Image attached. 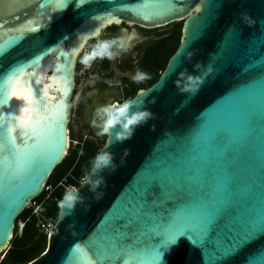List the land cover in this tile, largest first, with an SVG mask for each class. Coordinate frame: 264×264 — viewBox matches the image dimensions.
Here are the masks:
<instances>
[{
	"label": "water",
	"instance_id": "obj_1",
	"mask_svg": "<svg viewBox=\"0 0 264 264\" xmlns=\"http://www.w3.org/2000/svg\"><path fill=\"white\" fill-rule=\"evenodd\" d=\"M183 22L26 264H264V0H0V255L70 147L77 60L112 25Z\"/></svg>",
	"mask_w": 264,
	"mask_h": 264
},
{
	"label": "flooded vegetation",
	"instance_id": "obj_2",
	"mask_svg": "<svg viewBox=\"0 0 264 264\" xmlns=\"http://www.w3.org/2000/svg\"><path fill=\"white\" fill-rule=\"evenodd\" d=\"M153 30L112 25L87 44L76 63L70 109L79 113V121L86 109L99 111L112 105L125 106L138 92L158 81L157 75L165 70L159 71L158 44L168 32ZM81 127L92 138L91 130Z\"/></svg>",
	"mask_w": 264,
	"mask_h": 264
},
{
	"label": "trees",
	"instance_id": "obj_3",
	"mask_svg": "<svg viewBox=\"0 0 264 264\" xmlns=\"http://www.w3.org/2000/svg\"><path fill=\"white\" fill-rule=\"evenodd\" d=\"M181 32L182 25L174 24L171 26L168 36L159 42V71L165 69L168 60L179 47ZM160 75H157L156 79ZM101 149L102 146L97 147L92 142H80L54 169L46 183V186L52 187V193L48 197L42 193L32 202L38 206V217L32 214L33 210L30 208L24 210L17 218L10 249L6 254L7 262L26 264L43 253L47 237L38 231L36 227L38 219L53 224L57 222L60 202L67 193L66 188L70 186L77 188L83 179L88 178ZM18 222L24 224L20 236H18ZM0 264L6 263L1 262Z\"/></svg>",
	"mask_w": 264,
	"mask_h": 264
},
{
	"label": "rangeland",
	"instance_id": "obj_4",
	"mask_svg": "<svg viewBox=\"0 0 264 264\" xmlns=\"http://www.w3.org/2000/svg\"><path fill=\"white\" fill-rule=\"evenodd\" d=\"M180 25H183V22H179ZM174 24H177V23H174ZM174 24H171L167 27H163V28H160V29H154V31H160L161 33H167L171 30V26L174 25ZM68 129H69V140H70V147H69V150H68V154L67 156L70 154V152L73 151V149L78 146V144L80 142H92L95 144V146L97 147H101L104 142H105V139H106V136L104 134L101 135V137L97 140H94L93 138H89V133H88V130L85 129V128H82L81 125H80V121H79V113L75 111V108H73L71 111H70V122L68 124ZM68 192V191H67ZM45 197H48V194L45 195ZM36 204V203H35ZM33 204V207L31 208L32 210H36L37 209V205ZM30 209V208H29ZM20 228V224H17ZM19 234V232H18ZM6 256L7 255H0V263L1 262H5L6 264H13L12 262L8 261L7 262V259H6Z\"/></svg>",
	"mask_w": 264,
	"mask_h": 264
},
{
	"label": "built area",
	"instance_id": "obj_5",
	"mask_svg": "<svg viewBox=\"0 0 264 264\" xmlns=\"http://www.w3.org/2000/svg\"><path fill=\"white\" fill-rule=\"evenodd\" d=\"M82 181H84V179ZM66 190L67 191H74V190H76V188L70 186V187L66 188ZM43 193L44 194H48V196H49L52 193V187L51 186H45L44 189H43ZM33 204H35V203L29 204L27 206V209L32 208L33 207ZM32 214L34 216L38 217V206H37V209L36 210L35 209L33 210ZM17 224H20V228L18 227V232H19L18 236H20L24 224L22 222H18ZM54 225L55 224H53L51 222H44V221L38 219L37 224H36V227H37L38 231L41 234H44L47 237L48 234L52 231V228H54Z\"/></svg>",
	"mask_w": 264,
	"mask_h": 264
}]
</instances>
